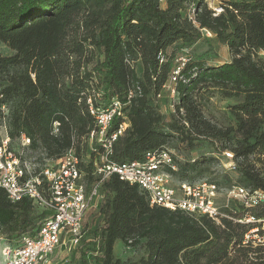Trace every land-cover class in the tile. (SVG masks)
I'll use <instances>...</instances> for the list:
<instances>
[{
	"label": "trees",
	"instance_id": "16d2710c",
	"mask_svg": "<svg viewBox=\"0 0 264 264\" xmlns=\"http://www.w3.org/2000/svg\"><path fill=\"white\" fill-rule=\"evenodd\" d=\"M220 5L215 14L207 0H0V41L11 51L0 52L1 125L13 141L28 136L29 149L43 153L41 161L71 148L83 156L96 127L88 98L105 105L130 100L129 126L114 144L113 160L142 159L172 139L190 148L209 140L234 153L246 186L264 192V174L250 158L264 155V0ZM204 29L227 44L233 57L217 65L189 59L176 83L175 113L166 121L154 97L171 78L177 44L197 42ZM212 88L236 99L235 126H220L204 114L199 96ZM54 121L60 123L57 133ZM209 160L177 161V172L185 179ZM93 167V157L83 163L89 184L97 178ZM101 189L108 195L99 207L104 223L92 264H231L236 252L240 264H264V243L244 242L258 224L239 221L247 211L264 218V200L252 209L238 202L218 222L151 206L146 191L118 174ZM47 214L29 199L13 202L0 187V230L10 239L35 233ZM143 239L146 256L115 255L118 240L135 246Z\"/></svg>",
	"mask_w": 264,
	"mask_h": 264
},
{
	"label": "built area",
	"instance_id": "2783aa9c",
	"mask_svg": "<svg viewBox=\"0 0 264 264\" xmlns=\"http://www.w3.org/2000/svg\"><path fill=\"white\" fill-rule=\"evenodd\" d=\"M209 6L215 14L223 10L221 5ZM205 30L210 33V30ZM188 60L186 53L175 57L173 73L165 87L177 93L176 83ZM133 95L134 91H130L128 99ZM157 96H161V93ZM129 101L114 98L105 105L95 104L89 97V111L94 116L96 127L88 136L87 153L80 156L71 148L60 158L39 167H35V162L23 155L24 150L29 149L31 139L23 135L19 142L20 148H15L7 125L2 124L0 187L5 189L13 202L29 199L34 207L48 212L35 233H25L5 245L6 264H51L50 256L63 241V236L68 237L72 244L78 243L84 234L85 218L91 203L95 197L100 196L103 181L112 174H118L121 179L139 185L146 191L151 206L179 209L194 216L207 215L218 222L227 216L218 204V196L223 192L229 198L238 200L245 209H252L264 200L262 190L240 184L227 188L210 180L198 183L187 180L175 182L173 171L177 168L176 162L171 149L166 145L147 152L139 160H113L114 144L129 126ZM117 121L119 123L115 125ZM59 125L58 121H54L53 132L59 131ZM225 153L229 158H234L232 151ZM91 157L93 174L97 178L89 184L83 163ZM239 221L258 224L245 235V243H255L256 239L264 241V236L259 234L260 227L264 230V218L247 211Z\"/></svg>",
	"mask_w": 264,
	"mask_h": 264
},
{
	"label": "rangeland",
	"instance_id": "374dc122",
	"mask_svg": "<svg viewBox=\"0 0 264 264\" xmlns=\"http://www.w3.org/2000/svg\"><path fill=\"white\" fill-rule=\"evenodd\" d=\"M162 3L164 0H161ZM211 6L220 5L222 0H207ZM0 52L10 53V49L0 41ZM186 53L190 60L205 61L209 65H217L227 61H231L233 55L229 50L227 44L220 41L217 35L210 31L208 33L203 30V36L195 43H180L177 44L175 55ZM98 58L101 55L98 54ZM175 63V61H174ZM173 64V62H172ZM137 71L140 75H143L142 63L137 64ZM172 88L164 87L161 91V96H155L153 104L158 111L162 113L166 121H171L173 114L175 113V104L178 100V93L173 92ZM202 108L206 117L212 120L214 123L228 127L236 125V118L231 111V105L235 103V98L224 97L220 90L212 88L206 92H203L199 96ZM0 132L3 134L4 129L0 123ZM20 141H14L13 146L20 148ZM171 149L173 157L176 161V170L174 172L175 182L178 180H187L192 183H198L203 180L215 181L222 187H230L233 184H240L246 186L240 178L239 161L233 160L226 155V151L230 149L222 150L218 143L213 144L209 140H199L196 146L190 148L187 143L180 141L179 139H172L167 145ZM29 160L35 162V167H39L48 161L55 159L40 160L43 156L40 150L25 149L23 152ZM200 158L210 159L207 163L199 166L197 170L189 172L188 177L185 179L180 178L178 174L177 161L181 162H194ZM257 167L260 168L264 174V155L251 156ZM262 159V160H261ZM231 162L232 165H231ZM108 192L104 189L100 190V196L95 197L91 206L86 214L84 223V234L80 241L76 244L69 242L68 237L63 236V241L57 246L54 252L50 256L51 264H92L93 256L96 255L97 245L100 242V226L104 223V216L100 213V203L107 197ZM229 199V200H228ZM218 204L221 209L235 208L238 204V200L229 198L228 194L222 193L218 196ZM227 204L228 207H227ZM264 236V235H263ZM18 237L10 239L2 230H0V264H6L4 258V248L7 243L14 242ZM254 245L264 241L256 239ZM114 253L117 257L123 260H138L147 255L146 240L143 239L135 246H129L118 240L114 247ZM231 264H240L242 262V256L238 253L232 254Z\"/></svg>",
	"mask_w": 264,
	"mask_h": 264
},
{
	"label": "crops",
	"instance_id": "0c3cea01",
	"mask_svg": "<svg viewBox=\"0 0 264 264\" xmlns=\"http://www.w3.org/2000/svg\"><path fill=\"white\" fill-rule=\"evenodd\" d=\"M163 5H166V0L163 1ZM140 63V62H139Z\"/></svg>",
	"mask_w": 264,
	"mask_h": 264
}]
</instances>
